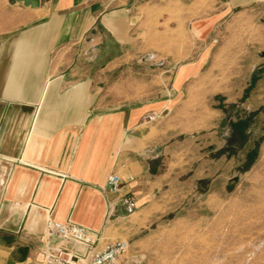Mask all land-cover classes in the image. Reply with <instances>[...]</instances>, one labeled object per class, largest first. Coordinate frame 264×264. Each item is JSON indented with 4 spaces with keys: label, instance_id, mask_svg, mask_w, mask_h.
<instances>
[{
    "label": "rangeland",
    "instance_id": "obj_1",
    "mask_svg": "<svg viewBox=\"0 0 264 264\" xmlns=\"http://www.w3.org/2000/svg\"><path fill=\"white\" fill-rule=\"evenodd\" d=\"M102 5L127 9L137 34L126 54L108 34L96 40L111 45L95 54L96 66L113 62L109 107L164 99L174 78L185 80L158 150L155 196L128 222L119 264H264V3L229 12L206 35L198 25L224 11L219 0Z\"/></svg>",
    "mask_w": 264,
    "mask_h": 264
},
{
    "label": "crops",
    "instance_id": "obj_2",
    "mask_svg": "<svg viewBox=\"0 0 264 264\" xmlns=\"http://www.w3.org/2000/svg\"><path fill=\"white\" fill-rule=\"evenodd\" d=\"M7 1L11 11L0 12V264H41L48 217L97 230L109 241L127 235L132 216L142 215L155 196L158 150L185 80L174 78L164 99L109 107L104 88L113 62L96 66L95 54L111 45L96 40L104 43L108 34L131 53L134 16L127 9L106 12L103 0H42L37 8ZM219 1L224 11L203 20L199 34L211 33L229 12L264 3ZM150 114L156 119L148 121ZM111 172L136 197L134 214L102 189Z\"/></svg>",
    "mask_w": 264,
    "mask_h": 264
},
{
    "label": "built area",
    "instance_id": "obj_3",
    "mask_svg": "<svg viewBox=\"0 0 264 264\" xmlns=\"http://www.w3.org/2000/svg\"><path fill=\"white\" fill-rule=\"evenodd\" d=\"M156 119L154 114L146 116ZM133 179V176L130 177ZM125 182L116 172H111L104 191L116 195L126 215L137 211L136 197L124 189ZM112 212L109 208L108 215ZM45 244L38 254L41 264H119L128 250L124 239L106 240L101 232L72 222L58 221L48 217L41 236Z\"/></svg>",
    "mask_w": 264,
    "mask_h": 264
},
{
    "label": "water",
    "instance_id": "obj_4",
    "mask_svg": "<svg viewBox=\"0 0 264 264\" xmlns=\"http://www.w3.org/2000/svg\"><path fill=\"white\" fill-rule=\"evenodd\" d=\"M42 0H9L10 4H15L17 2H22L25 6H30L32 8H37L40 6Z\"/></svg>",
    "mask_w": 264,
    "mask_h": 264
}]
</instances>
